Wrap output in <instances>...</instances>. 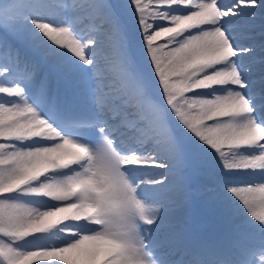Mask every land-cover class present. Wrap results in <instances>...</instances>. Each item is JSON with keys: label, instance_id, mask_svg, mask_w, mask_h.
<instances>
[{"label": "snow or ice", "instance_id": "1", "mask_svg": "<svg viewBox=\"0 0 264 264\" xmlns=\"http://www.w3.org/2000/svg\"><path fill=\"white\" fill-rule=\"evenodd\" d=\"M0 264H264V0H0Z\"/></svg>", "mask_w": 264, "mask_h": 264}, {"label": "rangeland", "instance_id": "2", "mask_svg": "<svg viewBox=\"0 0 264 264\" xmlns=\"http://www.w3.org/2000/svg\"><path fill=\"white\" fill-rule=\"evenodd\" d=\"M69 2H70V0H69ZM46 66V67H45ZM41 69H43L44 70V72L45 73H47L48 75H50L51 77H54L55 79H57V82L59 81L60 82V85H61V87H62V90L64 89L66 92H69L70 91V89H69V86L67 85V83L64 81V80H62V79H60L58 76H57V74L51 69V67L47 64H45V65H41ZM40 69V70H41ZM154 74V73H153ZM60 85H59V83H58V86L60 87ZM59 87H56V90H59V92L61 93V94H64L63 92L64 91H62ZM162 93L160 92V91H158V93H157V97L159 96H161L162 97ZM49 203H51V202H49ZM245 214H246V212H244ZM210 215V211H208V214H204V217H208ZM214 215H215V213H214ZM214 221L215 222H217V221H220L218 218H217V216L214 218ZM222 223V222H221Z\"/></svg>", "mask_w": 264, "mask_h": 264}]
</instances>
